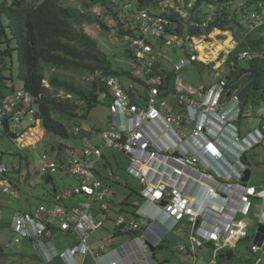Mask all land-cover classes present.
<instances>
[{
    "label": "built area",
    "instance_id": "built-area-1",
    "mask_svg": "<svg viewBox=\"0 0 264 264\" xmlns=\"http://www.w3.org/2000/svg\"><path fill=\"white\" fill-rule=\"evenodd\" d=\"M136 1L137 14L133 22L126 23L127 27L122 25L120 30L114 21L108 28L114 42L126 45L131 58L128 69L138 79L133 80L140 88H125L117 77L102 70L91 75L88 80L98 79L105 87L98 97L109 107L107 125L100 134H93L91 128L75 124L73 134L80 139L81 148L40 154L39 182L54 173L68 175L73 181L55 188L46 203L13 214L7 223L10 246L28 243L43 264L55 259L63 264H85L91 255L97 264H123L122 257L127 253L139 257L142 251L151 252L147 243L155 245L165 238V234L152 227L153 223L145 227L141 237L133 234L141 228L140 221L119 214L117 236H128V239L112 251L105 248L110 240L99 241L95 250L89 245L90 235L104 223L111 198L108 183L94 171L106 148L131 157L134 164L129 167V173L142 180L141 193L171 218L169 223L184 217L192 222L199 221L194 238L198 242V237L204 239L215 249L213 259L199 264H217L216 252L224 247H235L246 237L247 224L240 216L250 211L253 198L262 200L264 206V185L258 190L242 184L244 170L254 156L253 150L264 145V93L257 102H244L240 90L229 87L228 72L221 65L237 44L236 35L233 30H221L217 26L210 29V22L220 17L225 8L231 11V5L224 7L220 0ZM90 11L99 17L102 15V10ZM184 18L189 19L186 36ZM240 23L249 31L264 30V3L260 1L256 8L243 13ZM213 31H217V35L212 36ZM227 31H231L230 36L222 34ZM212 39L217 45L222 44L217 52L210 42ZM201 41L207 44L202 51L198 48ZM165 46L180 48L182 53L176 60L172 59L163 53ZM201 54L205 59H201ZM258 55L252 50L239 53L240 59L248 61ZM196 62L210 70V81L202 79L200 86L193 88L178 76L172 100L166 98L165 93L162 95L175 71ZM96 84L100 89L99 83ZM37 109V97L23 88L0 94V135L4 130L22 143L21 138L41 122ZM250 116L259 119L254 127L248 121ZM25 121L28 125L23 127ZM96 136L97 141L93 139ZM39 140L32 137L29 145L34 149ZM2 157L0 150V191L16 194L17 185L8 178L10 170ZM157 160L168 166L167 174L177 178L188 175L200 184L199 193L202 190L204 193L190 197L184 187L175 182L176 178L171 183L170 175L169 179L151 173L150 165ZM186 161L194 163L196 168ZM138 164L148 167V171L138 169ZM57 233L69 234L74 244L59 250L53 240ZM261 247L254 244L251 250L258 251Z\"/></svg>",
    "mask_w": 264,
    "mask_h": 264
},
{
    "label": "rangeland",
    "instance_id": "rangeland-1",
    "mask_svg": "<svg viewBox=\"0 0 264 264\" xmlns=\"http://www.w3.org/2000/svg\"><path fill=\"white\" fill-rule=\"evenodd\" d=\"M86 1H88L89 5L92 6L90 9L93 8V11L103 10V7L99 5V0ZM238 1L241 0H232L233 6H235ZM81 2L82 0H61V3L64 6H71L70 8L75 10V13L77 12L79 14H82L81 10L86 11L84 4ZM107 5H109V8H118L117 17L119 18L121 24L120 27H122V25L127 27L128 25L126 23L132 22L133 17H135L137 14L136 0H108ZM123 5H126V7L124 8ZM119 6H121V8ZM252 8L253 5L250 4L248 6V11H250ZM89 13L92 12L89 10ZM102 17L106 26L113 24L114 21H117L116 18H112L104 14V12ZM184 22V35L186 36L189 32V19L184 18ZM74 25L78 31L85 32L90 37L98 40L100 49L107 54L109 60L113 64V69H125L129 65L128 62L131 60V58L127 54L126 45L124 42H114L110 37L112 33H110L109 29L106 30L95 20L87 21L86 18L81 16H79ZM230 32L231 31H227L223 32L222 34L227 33V35L230 36ZM217 33V31H213L212 36L217 35ZM210 42L214 44L213 49H220L221 46H218L214 39H212ZM203 43L206 42L203 41ZM163 53L176 60L179 54L182 53V49L165 46L163 48ZM13 59L15 62L16 55L13 56L12 60ZM201 59H205L204 55H201ZM7 61L10 62V59H7ZM242 63H245V61H242ZM210 66L211 65L209 64L208 67ZM221 68L224 69L226 73L228 72V64L226 62L221 65ZM17 69V65L15 64L13 68L14 78L12 81H6L5 84L8 86L13 84L18 89L22 88V81L18 77L19 72ZM9 72L10 71L8 69L2 71L3 74H9ZM48 74L49 70L46 69V75ZM178 76L182 78L184 83L193 88H198L202 79H207L209 81L211 80L210 70L198 62L175 71V73L170 77L172 84H176ZM117 78L120 85L124 86L125 88H130L131 86L140 88L139 84L136 83L130 76H118ZM83 79L85 80L84 76L80 78L82 81ZM45 85L48 87V83L46 81ZM0 90L5 92L9 90V88H5L2 82H0ZM50 93L54 95L56 93L57 96L72 99L70 95H67L61 91L56 92L55 90L50 89ZM170 100H172V95ZM108 119L109 107L104 104L103 101H99L98 104L94 105L89 110V112H87V116L85 118L76 119V122L86 128H95L96 130L93 132V134H100L99 131L105 128L108 123ZM61 120L66 125V128L70 134L68 137L45 131L41 122L21 138L22 143L15 141L13 137L5 135L3 132H1L0 150L3 153L2 162L7 165L10 170L8 173V178L12 179L17 185L16 194L0 191V211L4 221L9 222L13 214H17L18 211L30 210L37 207L39 203H46L47 198L51 194L54 186L61 188L73 181V179L68 175L62 176L59 173H54L52 175L53 181L42 180L39 182L38 171L40 154H42L44 151L58 150V147L56 146L59 144L66 145L67 148H64V152H68L71 147L76 149L81 148L80 139L73 134L75 123L71 122V118L62 117ZM258 120L259 119L255 117H248L251 127L256 126ZM10 122L13 123L12 119H10ZM36 123L37 120L35 124ZM244 124L245 122L243 121L242 126H244ZM27 125V121L22 123L23 127H26ZM39 128L44 132V134L42 138H36V140L40 138L41 140L37 143L36 148L33 149L32 146L29 145L30 142L25 140L27 137H34L36 134H38ZM17 133H20V129H18ZM93 139L97 141L98 137L96 136ZM53 145L55 146V149L52 148ZM104 154L106 159L103 157L101 161L95 165V169H98L102 175L113 178L115 181L117 180L116 182H112V186H110L111 189L116 191L114 203L118 205V202L122 199L123 195L129 193L130 196L128 199L130 201H134V199L138 198L139 196L138 192H141L143 189L142 180L137 178L136 175L130 174L127 170V167L129 165H133L134 161L126 154L114 151L113 149H105ZM253 154L254 156L250 160L251 173L248 183L254 185L259 190L264 185V145L257 146L253 150ZM108 159L110 163L106 165L105 163L108 161ZM137 168L140 169L139 164L137 165ZM140 170L142 171V169ZM124 183L129 184V187L125 188L123 185ZM131 188H133L134 191H132ZM141 200L147 201V197L143 194V192L141 193ZM252 201L253 205L250 213L246 215V217L242 216V218L245 217V220L249 224L248 237L242 239L234 248L235 262L239 264H258L259 259H262V264H264V246L263 249L259 250L257 253L250 250V246L253 243V236L259 227L261 220L263 219L262 211L264 209L260 202H254V200ZM66 203L70 204L71 202L66 201ZM124 208L127 210L126 212H129L131 211L132 206L130 203H126L124 204ZM126 212H123V214L128 215ZM110 214H112V212ZM185 219L186 217L181 219L179 223H177V225H175L170 230L167 237H163V239L159 240L157 244H153L156 247L155 250L152 252L149 250L147 252L142 251L141 256H139L141 257L139 258V262L143 261L142 264H199L202 261H210L215 253L214 247L206 244V241L200 237L198 238L201 241V245L193 242L192 236H195V234L191 232L192 228L186 221H184ZM108 222L111 231L109 233L103 231L95 234L89 240V244H93V241L100 237H102L103 240L112 237L114 225L112 221ZM142 234L143 230L140 229V237ZM10 238L11 234L9 231H5L3 229L0 230V264H43L41 261L35 258L34 254H36V251L32 246L28 245L26 242H23V244H21L18 248H13L9 245ZM53 240L59 250H64L66 247H71L73 245V239L69 234L57 233ZM124 240H127V238ZM124 240L118 236L114 237L112 242L106 246V251H112ZM180 245H185L187 249L180 250ZM46 264L63 263L58 259H55L47 262Z\"/></svg>",
    "mask_w": 264,
    "mask_h": 264
},
{
    "label": "trees",
    "instance_id": "trees-1",
    "mask_svg": "<svg viewBox=\"0 0 264 264\" xmlns=\"http://www.w3.org/2000/svg\"><path fill=\"white\" fill-rule=\"evenodd\" d=\"M220 1L224 7L231 5V11L225 8L220 17L210 22V29L217 26L221 30H233L238 39V44L226 62L229 67L227 74L229 87L239 89L245 98L244 102H257L264 93V57L260 56L264 55V30L257 28L249 31L240 21L250 4L254 9L258 2L264 3V0H241L235 6L232 0ZM81 3L86 8L91 7L86 0H82ZM107 3L108 0H99L104 14L116 18V26L122 30L117 17L118 8L110 9ZM70 7L64 6L61 0H0V82L5 88H9L5 92L0 90V94L9 93L16 88L13 84L11 86L5 84L6 81L13 80V68L16 64L23 89L37 97V115L45 131L66 137L70 134L61 120L62 117L71 118V122L76 124V119L85 118L87 112L98 104L97 91L105 90L98 79L88 80L91 75L96 70L108 71L116 77L128 73L127 70L113 69L107 54L100 49L98 40L78 31L74 25L81 16L87 21L95 20L107 30L102 19L104 15L97 17L95 12L79 14ZM243 50L256 51L259 53L258 58L241 60L238 53ZM14 55L15 62L12 60ZM7 59H10V62ZM5 69L10 71L9 74L2 73ZM46 69L49 70L48 75ZM83 76L85 80L82 81L80 78ZM130 77L138 80L131 74ZM96 82L99 83L100 89ZM50 89L70 95L72 99L57 96L56 93L51 94ZM4 122L6 125L7 120ZM56 147L64 150L66 145L59 144ZM52 148L55 149V146ZM103 157L105 158L104 153ZM95 171L102 181H109V187L112 186V182L117 181L102 175L98 169ZM45 180L53 181L52 175H48ZM55 188L57 187L54 186L53 190ZM115 195L116 191L111 189V199ZM129 196L130 193L126 194L120 203L118 202L119 210L122 206V212H126L122 201L128 203ZM130 204L134 209H131L132 214L137 217L135 212L137 206ZM3 226L5 225L0 223V230ZM133 234L139 235L138 230ZM226 257L233 259L235 253L232 250L227 251Z\"/></svg>",
    "mask_w": 264,
    "mask_h": 264
},
{
    "label": "crops",
    "instance_id": "crops-1",
    "mask_svg": "<svg viewBox=\"0 0 264 264\" xmlns=\"http://www.w3.org/2000/svg\"><path fill=\"white\" fill-rule=\"evenodd\" d=\"M199 45H203V46H205V47H207V44L206 43H203V41H201V43L199 44ZM220 49H221V47H220ZM219 49V50H220ZM218 50L216 49L215 50V52H217ZM177 54V53H176ZM181 54V53H180ZM179 54V55H180ZM201 65H203V64H201ZM204 66V65H203ZM212 75H211V73H210V77H211ZM171 78L169 77V80L167 81V83H166V86H165V91L162 93V95L164 94L165 96H166V98H168V99H170V97H171V95H172V93H175L174 92V87H175V84H172L171 83V80H170ZM204 81H209V80H207V79H204ZM202 82V81H201ZM245 122V121H244ZM96 129L94 128V131H95ZM38 134H36L34 137L35 138H37V137H41L42 138V136H43V132L41 131V129L39 128V130H38ZM40 138V139H41ZM32 139V137H29L28 139H27V141H30ZM29 143V142H28ZM106 149H113V148H106ZM114 151H117V152H122V151H119V150H116V149H113ZM105 152V149H104V151H103V153ZM122 153H124V152H122ZM124 154H126V153H124ZM128 157H130L128 154H126ZM114 158L116 159V157L114 156ZM131 158V157H130ZM104 159H106V157L104 158ZM101 161V160H100ZM99 161V162H100ZM110 163V161H109V159H108V161L105 163L106 165L107 164H109ZM153 165H155V166H157V167H154L153 165H150L151 166V170H152V172L151 173H155V175H157V176H162V177H164V178H166V177H168L169 175L172 177V179H170V177H168L170 180H171V183H172V181H173V178H176V183L177 184H179L181 187L183 186L184 187V191H186L189 195H190V197H194V196H197L198 194H199V191H200V184L198 183V182H196V181H193L188 175L187 176H180V177H176V175L175 176H173V174H167V172H169V170H168V166H164L163 164H160V162L157 160V161H154L153 163H152ZM131 165H129L128 167H127V170L129 169V167H130ZM140 169H142V171L144 170H146V171H148V167H145V166H140ZM96 169H95V167H94V171H95ZM129 172V171H128ZM95 173H96V171H95ZM161 173V174H160ZM131 174V173H130ZM97 175V174H96ZM98 176V175H97ZM99 177V176H98ZM100 178V177H99ZM106 181V180H105ZM108 182V185H109V181H107ZM106 182V183H107ZM124 185V187L125 188H127V187H129V184H126V183H124L123 184ZM131 190L132 191H134V189L133 188H131ZM125 195V194H124ZM123 195V196H124ZM138 198H136V199H134V201H130V202H128V203H133L134 205H136L137 207L135 208V212H136V214H137V217L136 216H134V214H132V210H134L133 208H131L132 210L130 211V212H126V213H128V216L129 217H133V218H135V219H137L138 221H140V226H141V228L140 229H142L143 231H144V229H145V227H147L150 223L152 224L153 223V225H152V227H154L155 229H156V231H158L160 234H165V237H167V235L169 234V232H170V230L175 226V225H177V223H179V221L178 222H176V223H169L170 222V219L167 217V216H165L164 215V213H162V211L159 209V207L158 206H156L154 203H152V202H150V201H142L141 200V192H138ZM48 199V198H47ZM253 200H254V202L255 201H258V202H260L261 203V205L263 206V201L262 200H260L259 198H253ZM112 201L114 202V196L112 197V199L110 198V200L108 201V204H109V209H108V211H107V213L105 214V219H104V223H103V225L100 227V228H98L96 231H94L91 235H90V237H89V239H88V243H89V240L95 235V234H97V233H99V232H110L111 231V228H110V225H109V222L108 221H112L113 222V225H114V228H113V234H112V237L111 238H108V239H105V240H103L102 239V237H100V238H97L95 241H93V244H89L91 247H92V249L93 250H95V246H96V244L99 242V241H106V240H110L107 244H106V246L108 245V244H110L111 242H112V239L114 238V237H116L117 236V233H118V230H117V225H116V218H117V216L119 215V214H123V212H122V206H121V209L119 210V207H118V205L117 204H115V203H112ZM121 201V200H120ZM120 201H119V203H120ZM112 203V204H111ZM124 204H126V203H123V201H122V205H123V207H124ZM131 205V204H130ZM111 206H112V209H111ZM252 208V207H251ZM263 208H264V206H263ZM118 210H119V212H118ZM125 211H127L126 209H125ZM250 211H251V209H250ZM250 211L246 214V215H248L249 213H250ZM112 212V214H110ZM246 215H242V216H245L246 217ZM262 215H263V219L261 220V223L259 224V226L260 225H263L264 226V209H263V211H262ZM242 216H240L241 217V219L247 224V235H246V237H248V229H249V224H248V222L245 220V217H243L242 218ZM154 220V221H153ZM153 221V222H152ZM184 221H186L190 226H191V228H192V230H191V232H193L194 234H195V227H196V225L199 223V221H194V222H192V221H189V220H187V219H185ZM140 229H138V232L140 233ZM256 232H257V230H256ZM256 232H255V234H256ZM66 234V233H65ZM255 234H254V236H253V240H254V237H255ZM137 236H140V235H137ZM196 236V235H195ZM245 237V238H246ZM125 238H127L128 239V236H125ZM125 238H122V240H124ZM130 238V237H129ZM244 239V238H243ZM192 240H193V242H195L196 244H198V245H201V241L200 242H198V240H196L195 238H194V235L192 236ZM200 240V239H199ZM124 241H126V240H124ZM241 241V240H240ZM239 241V242H240ZM238 242V243H239ZM73 244H74V241H73ZM206 244H208V245H210V246H212L210 243H207L206 242ZM254 244H257V243H252L251 244V246L252 245H254ZM258 245V244H257ZM236 246H237V244H236ZM235 246V247H236ZM251 246H250V250H251ZM259 246H262L261 247V249L260 250H262L263 249V246H264V239L262 240V244L261 245H259ZM180 247H182L181 249H180ZM235 247H224V248H222V249H220L218 252H216V263L217 264H239V263H237V262H235V258H233V259H229V258H227L226 257V252L228 251H230V250H232L233 252H234V248ZM106 248V247H105ZM179 249L180 250H185V249H187V247L185 246V245H180L179 246ZM155 250V249H154ZM252 251V250H251ZM259 251V250H258ZM258 251H252V252H255V253H257ZM125 252V251H124ZM152 252V251H151ZM115 254V253H114ZM215 254V253H214ZM34 256H35V258H37L39 261H40V259L37 257V255L36 254H34ZM123 256V255H122ZM115 257V256H114ZM126 257H128V258H126ZM213 257H214V255L212 256V259H213ZM116 258V257H115ZM139 258H141V257H137L136 255H134V254H131V255H129V253H127V256H125V257H122V263L123 264H125V263H127V264H142L143 263V261H141V262H139ZM118 259V258H117ZM260 260V262H258V264H262V259H259ZM106 262V261H105ZM85 264H97V262H96V260H95V258L93 257V255H91V256H89V258H88V261H86V263Z\"/></svg>",
    "mask_w": 264,
    "mask_h": 264
},
{
    "label": "clouds",
    "instance_id": "clouds-1",
    "mask_svg": "<svg viewBox=\"0 0 264 264\" xmlns=\"http://www.w3.org/2000/svg\"><path fill=\"white\" fill-rule=\"evenodd\" d=\"M91 7H92V6H91ZM91 7H90V8H91ZM90 8H86V7H85V10H86V11L81 10V12H82V13H87V12H89ZM97 8H98V7H97ZM100 8H101V7H100ZM92 9H93V8H92ZM95 14H96V13H95ZM102 14H103V10H102ZM97 17H99V16H97ZM100 17H102V15H101ZM108 29H109V28H108V25H107V30H108ZM236 39H237V37H236ZM237 44H238V39H237ZM237 44H236V45H237ZM221 45H222V44H221ZM221 45H218V46H221ZM236 45H235V46H236ZM235 46L233 47V49L231 50V52L228 54L227 59L229 58L230 54H231L232 51L234 50ZM221 47H222V46H221ZM243 51H244V50H243ZM252 51H254V50H252ZM240 52H241V51H240ZM240 52H239V53H240ZM239 53H238V57H239ZM239 58H240V57H239ZM227 59H226V62H227ZM241 60H244V59H241ZM198 63H201V62H198ZM201 64H203V63H201ZM203 65H204V64H203ZM204 66H205V65H204ZM128 68H129V65H128L125 69H123V70H127L128 73H127L126 75H122V76H128V74H129V76H130L131 73H130V71H129ZM106 73H109V72L107 71ZM109 74H110V73H109ZM110 75H112V74H110ZM112 76H114V75H112ZM115 77H116V76H115ZM22 88H23V87H22ZM97 93H98V95H99V91H97ZM229 94H230V92L227 93V95H229ZM229 96H230V95H229ZM98 98H99V97H98ZM38 117H39V116H38ZM39 118H40V117H39ZM76 124H78V123H76ZM92 130H94V128H93ZM3 131H4V130H3ZM42 132H43V131H42ZM3 133L5 134V132H3ZM7 134H8V133H7ZM7 134H6V135H7ZM43 134H44V132H43ZM8 136H10V134H8ZM74 136H75V135H74ZM40 140H41V139H40ZM40 140H39V141H40ZM250 160H251V159H249V161H248L249 166H248L245 170L251 168ZM245 170H244V172H245ZM250 173H251V172H250ZM243 176H244V175H243ZM249 177H250V176H249ZM248 180H249V179H248ZM248 180H247L246 182H244V181H243V178H242V184H243V185H249V186H250L251 184L248 183ZM251 186H254V185H251ZM203 193H204V191L202 190V191L199 193V195L201 196ZM214 199H215V198H214ZM252 200H253V199H252ZM215 203H216V205H217V204H218V201H216ZM229 210H230V209H229ZM1 223H3V224L5 225V226H3V230L8 231V229H7V223H8V222H7V221H4V220H3V217H2V222H1ZM9 241H10V239H9ZM9 245H10V244H9ZM11 247H12V246H11ZM154 247H155V246H154ZM13 248H18V247H13Z\"/></svg>",
    "mask_w": 264,
    "mask_h": 264
},
{
    "label": "water",
    "instance_id": "water-1",
    "mask_svg": "<svg viewBox=\"0 0 264 264\" xmlns=\"http://www.w3.org/2000/svg\"><path fill=\"white\" fill-rule=\"evenodd\" d=\"M186 163L189 164L191 167L196 168V165L194 163H188V161H186ZM250 172H251L250 169L245 170L244 176H243L244 182H246L249 179ZM263 239H264V226L260 225L257 228V232L255 234L253 242L257 243L258 245H261ZM147 245L151 251H153L155 249V247L153 245H151L149 243H147Z\"/></svg>",
    "mask_w": 264,
    "mask_h": 264
},
{
    "label": "bare ground",
    "instance_id": "bare-ground-1",
    "mask_svg": "<svg viewBox=\"0 0 264 264\" xmlns=\"http://www.w3.org/2000/svg\"><path fill=\"white\" fill-rule=\"evenodd\" d=\"M201 51L205 48V46H203V45H199V47H198ZM202 55V54H201Z\"/></svg>",
    "mask_w": 264,
    "mask_h": 264
}]
</instances>
